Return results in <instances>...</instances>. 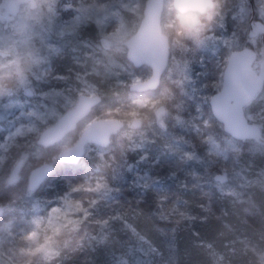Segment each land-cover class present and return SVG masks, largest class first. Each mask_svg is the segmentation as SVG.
Here are the masks:
<instances>
[{
    "label": "clouds",
    "instance_id": "1",
    "mask_svg": "<svg viewBox=\"0 0 264 264\" xmlns=\"http://www.w3.org/2000/svg\"><path fill=\"white\" fill-rule=\"evenodd\" d=\"M16 8L0 0V109L20 108L0 126V264H64L70 237L95 241L130 156L157 140L176 157L182 190L134 185L144 207L92 264H264V0ZM68 50L59 74L53 52ZM66 172L78 179L49 197ZM65 216L78 232L58 230ZM197 221L218 224L216 235L182 247Z\"/></svg>",
    "mask_w": 264,
    "mask_h": 264
},
{
    "label": "rangeland",
    "instance_id": "2",
    "mask_svg": "<svg viewBox=\"0 0 264 264\" xmlns=\"http://www.w3.org/2000/svg\"><path fill=\"white\" fill-rule=\"evenodd\" d=\"M7 9L10 14H15L17 11L16 8V0H7ZM72 25H68L69 35H71L72 32ZM74 53L71 50L66 51L61 56H56L55 52H53L54 57V63L57 72L65 71L68 67L72 65V57ZM212 53L209 52L206 54V59L204 61L205 64H208L212 60ZM202 69H197V71H201ZM64 72V73H65ZM61 74V73H59ZM20 116V108L19 107H10L8 110L0 109V126H6L9 122L15 121L17 117ZM182 135L179 133V130H177V136L179 137ZM143 157V159H141ZM150 158V159H148ZM166 163L168 165V170L164 171L162 175L158 174L155 170L156 167L160 166L161 164ZM129 164L132 166L131 171L127 172L125 175V181L123 183L124 192L122 195H131L132 192H139L140 188L136 187L133 188L134 185H143L148 180H158L160 181L163 186L167 189H179L182 190V186L180 185V178H182V173H179L177 168V160L176 157L169 151L167 147H165L159 140L155 142H149L146 145L141 146L137 149V151L132 154L129 158ZM68 173V172H66ZM72 174L71 172H69ZM147 174V175H146ZM173 174H176L175 176ZM65 175V174H64ZM58 181V177L53 179L51 181V189L47 191V195L49 197H55L57 192L54 193L52 191L53 188H55V184ZM132 189V190H130ZM120 195L114 196L111 200H114ZM110 201V200H109ZM108 201V202H109ZM104 204V203H103ZM100 205V209L101 206ZM106 204V203H105ZM135 212H138L133 210L131 214H135ZM120 217H123L120 216ZM125 218L118 217L113 218L112 220L101 222L105 225V227L108 229L105 232L96 231L93 232L92 235L96 237L95 241L90 240L89 238L85 237L83 239H74L69 238L67 245H68V251H72V246L75 248H82L85 247L87 250H92L94 252V249L99 248L103 245L105 240H108L109 238H114V242L122 241L126 239V233L127 230L124 228V223L126 220L131 221V218L129 216H125ZM64 223L59 225L58 230H67L69 233H76L79 231L80 225L79 222L69 219L66 216L62 217ZM124 221V223L122 222ZM74 239V240H73ZM104 257L102 256L103 259ZM96 259V256L94 257ZM93 261V260H92ZM70 262L69 257L66 256L64 264H68ZM75 264V263H74ZM92 264V262L90 263Z\"/></svg>",
    "mask_w": 264,
    "mask_h": 264
},
{
    "label": "trees",
    "instance_id": "3",
    "mask_svg": "<svg viewBox=\"0 0 264 264\" xmlns=\"http://www.w3.org/2000/svg\"><path fill=\"white\" fill-rule=\"evenodd\" d=\"M65 71H61L59 73L64 74ZM150 159V158H148ZM168 165L166 163L161 164L160 166L156 167L155 170L158 174L162 175L164 171H167ZM78 177L74 176L73 174L65 173V175L63 174V176H59L58 177V181L55 184V188H53L54 193H58L60 191L63 190L64 188V184L66 180H77ZM171 190V189H170ZM172 191H178V189H173ZM179 191H181L179 189ZM189 198H193L191 197V194H188ZM139 197V192H132L131 195H120L117 198H115L114 200H110L109 202H107L106 204L104 203L101 206L99 215L102 218L101 222L104 221H108V220H112L113 218L118 217V219L120 218H127L124 217L125 216H129V218L135 216L141 208L144 207V205H139L137 206L136 204V200ZM135 210L138 212H135V214H131V212ZM123 217H120L122 216ZM124 223V221H122ZM142 230H146V226L145 225H140ZM218 228V224L216 223H201L199 221L194 223V227L192 230L186 232V233H182L181 234V238H180V243L181 246H187L188 244H190L192 241L198 239V236L195 235L194 233L199 234V237H203L205 239H212L215 235H216V231ZM116 236H114L115 238ZM113 238V239H114ZM113 243L114 240L112 238H109ZM108 239V240H109ZM74 240V239H73ZM156 242L159 244L160 241L157 239ZM72 251L69 252V260L70 262L68 264H90L92 262V260H94L95 257V252H93L92 250H87V248L85 249V247L82 248H75L74 246H72ZM103 254L101 253L100 258H102Z\"/></svg>",
    "mask_w": 264,
    "mask_h": 264
},
{
    "label": "water",
    "instance_id": "4",
    "mask_svg": "<svg viewBox=\"0 0 264 264\" xmlns=\"http://www.w3.org/2000/svg\"><path fill=\"white\" fill-rule=\"evenodd\" d=\"M112 123H114V122H112ZM104 126H105L104 124H101V125H100L101 129H103V128H104Z\"/></svg>",
    "mask_w": 264,
    "mask_h": 264
}]
</instances>
